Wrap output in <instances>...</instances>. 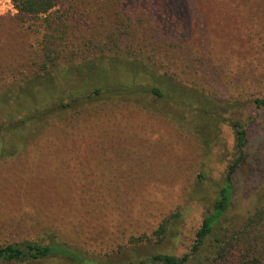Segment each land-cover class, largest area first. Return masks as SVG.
I'll return each instance as SVG.
<instances>
[{
    "label": "rangeland",
    "instance_id": "374dc122",
    "mask_svg": "<svg viewBox=\"0 0 264 264\" xmlns=\"http://www.w3.org/2000/svg\"><path fill=\"white\" fill-rule=\"evenodd\" d=\"M0 7V86L29 72L45 36L75 49L112 34L127 50L128 32L141 39L131 50L153 54L159 71L205 97L199 107L160 99L158 115L103 102L33 127L16 155L0 159V246L57 238L96 264L189 252L234 155L231 119L243 124L247 142L226 218L252 210L264 186V105L255 102L264 99V0L198 7L191 0H58L36 18L21 15L13 0ZM204 101L223 104L206 156L191 131ZM174 212L179 218L164 238L144 243ZM214 246L208 237L199 259L209 264Z\"/></svg>",
    "mask_w": 264,
    "mask_h": 264
},
{
    "label": "trees",
    "instance_id": "16d2710c",
    "mask_svg": "<svg viewBox=\"0 0 264 264\" xmlns=\"http://www.w3.org/2000/svg\"><path fill=\"white\" fill-rule=\"evenodd\" d=\"M13 1L21 15L36 18L48 13L58 0ZM191 1L197 7L207 4V0ZM126 37L129 48L122 50L112 34L103 41L88 39L75 49L68 48L70 45L62 42L61 37L45 36L39 50L34 51L29 72L20 73L19 77L14 75V81L0 86V159L16 155L27 144L33 127L51 119L83 114L98 103L130 104L153 115L160 112L159 106L156 108L160 99L177 106L186 101L201 106L203 93L179 82L169 70L159 71L153 54L131 50L141 41L139 36L126 32ZM149 46L154 48V44ZM255 102L264 105V99L256 98ZM221 105L204 101L201 112H197L199 120L191 127L201 141L203 156L210 152L216 137L217 124L221 121L217 109ZM230 121L234 155L226 165L209 210L195 231L189 252L182 255L156 252L127 264H185L189 260L206 264L199 259V253L208 237H213L215 242L209 264H264V186L252 210L233 220L226 218L235 190L234 175L244 161L247 142L243 124L234 119ZM197 178L202 179L203 174L198 173ZM178 218L179 212L171 213L153 231L156 240L150 237L144 243L160 242L169 224ZM55 259L65 264H96L81 249L57 238L46 243L23 240L0 246V264H38Z\"/></svg>",
    "mask_w": 264,
    "mask_h": 264
},
{
    "label": "built area",
    "instance_id": "2783aa9c",
    "mask_svg": "<svg viewBox=\"0 0 264 264\" xmlns=\"http://www.w3.org/2000/svg\"><path fill=\"white\" fill-rule=\"evenodd\" d=\"M9 2V1H8ZM0 10H2V8L0 7Z\"/></svg>",
    "mask_w": 264,
    "mask_h": 264
}]
</instances>
